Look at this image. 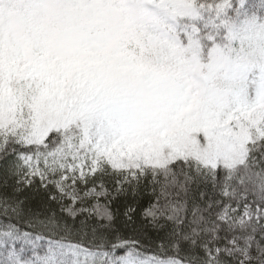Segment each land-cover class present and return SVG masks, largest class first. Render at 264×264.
<instances>
[{
    "label": "snow or ice",
    "instance_id": "obj_1",
    "mask_svg": "<svg viewBox=\"0 0 264 264\" xmlns=\"http://www.w3.org/2000/svg\"><path fill=\"white\" fill-rule=\"evenodd\" d=\"M0 264H264V0H0Z\"/></svg>",
    "mask_w": 264,
    "mask_h": 264
}]
</instances>
